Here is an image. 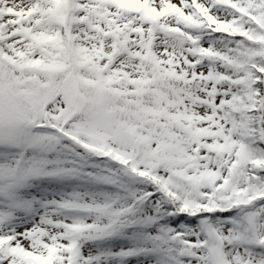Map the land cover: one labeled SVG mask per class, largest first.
<instances>
[{"label": "snow or ice", "instance_id": "obj_1", "mask_svg": "<svg viewBox=\"0 0 264 264\" xmlns=\"http://www.w3.org/2000/svg\"><path fill=\"white\" fill-rule=\"evenodd\" d=\"M0 264H264V0H0Z\"/></svg>", "mask_w": 264, "mask_h": 264}]
</instances>
